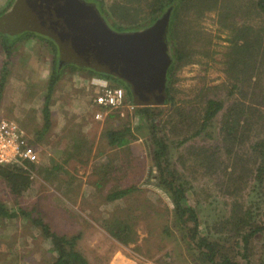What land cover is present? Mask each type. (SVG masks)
I'll return each mask as SVG.
<instances>
[{
	"label": "rangeland",
	"instance_id": "374dc122",
	"mask_svg": "<svg viewBox=\"0 0 264 264\" xmlns=\"http://www.w3.org/2000/svg\"><path fill=\"white\" fill-rule=\"evenodd\" d=\"M14 1L0 0V14ZM104 1L109 23L137 27L147 22L145 6L136 0L127 9L118 8L114 0ZM253 17L262 28L263 41L249 69L254 77L253 84L245 89V103L253 91L259 92V87L254 89L258 76L264 83V18L257 12ZM180 25L169 50L171 46L192 56H183L184 64L172 75L175 104L155 105L163 109L155 120L162 124L165 119H174L166 122L162 133H167L170 166L184 183L187 204L196 210L200 232L218 240L224 252L238 258L236 244L241 242L235 221L248 211L252 222L264 221V188L254 180L257 156L248 144L223 142L219 130L225 108L240 96L226 95L227 73L222 63L230 30L218 22L214 10L203 14L187 10ZM210 38L205 44L204 39ZM51 50L37 36L22 38L14 44L5 65L0 118L20 125L38 151L39 163L27 169L28 186L19 195L0 175V203L18 213L11 219L0 217V264H49L55 257L39 228L20 214L22 210L41 218L57 234H79L77 249L90 264H198L186 247L188 232L182 234L175 226L171 228L174 209L158 183L148 124L134 114L135 109H118L116 116L111 112L115 109L107 110L96 119L93 98L100 92V84H114L96 77H86V81L82 73L77 74L80 71H75L74 77L64 71L48 93ZM4 55L0 47V78ZM206 96L222 97V111L199 135L178 145L199 128ZM46 105L48 123L43 112ZM83 106L89 113L86 110L82 117ZM129 126L134 137L130 144L110 149L105 131ZM132 185L135 189L131 193L107 201L110 191ZM112 219L129 223L131 239L127 243L108 231L106 221ZM249 256L253 264H264L263 234L254 235Z\"/></svg>",
	"mask_w": 264,
	"mask_h": 264
},
{
	"label": "trees",
	"instance_id": "16d2710c",
	"mask_svg": "<svg viewBox=\"0 0 264 264\" xmlns=\"http://www.w3.org/2000/svg\"><path fill=\"white\" fill-rule=\"evenodd\" d=\"M96 5L101 15L106 19L107 12L105 9L104 0H85ZM135 0H114V5L118 8H126L127 5L133 4ZM138 4L145 6L147 12V22L137 27H125L117 25V23H109V25L118 30H133L141 29L151 25L158 19L162 13L170 10L169 29L167 34L168 42H171L173 34L179 30L182 20L187 14V10L203 14L206 10H214L218 13V22H221L222 27L229 29V37L226 40L229 42L227 51L223 53V66L227 73V96L239 94L235 97L231 104L225 108L221 117L220 134L222 141L231 144L234 141L246 142L252 154L257 156V163L254 168V180L262 188H264V83L258 76L254 86L259 87V92H252L248 103L245 100L248 98L246 88L253 84V75H249V69L253 68V61L262 46V28L254 19L253 14L258 13L260 18H264V0H136ZM246 3V5L244 4ZM5 11L1 12L3 14ZM0 14V15H1ZM191 35V34H190ZM32 36H37L40 40L46 42L53 53L52 70L48 80V93L53 89L60 76L69 68V64L59 66L57 61V45L50 38L36 34L34 31L26 30L17 36H12L4 31H0L1 50L4 55V65L1 70L0 78V93L4 86V76L6 73V64L10 61L12 49L20 39H29ZM196 36L194 39H196ZM193 36H190V40ZM205 44H208L211 38L204 39ZM264 54V46L262 47ZM171 63L166 72V83L164 92L166 94L162 104H175V99L171 94V85L173 83L172 75L178 66L184 64L183 56L190 55V53H181L180 49L171 48L170 46ZM264 60V58H263ZM73 67V68H72ZM76 65H71V68H76ZM98 75L105 77L113 82L115 86H122L125 91L126 98L132 102L130 92L118 80L102 74ZM263 83V84H261ZM221 91V88H214ZM253 89V90H254ZM47 96V95H46ZM46 98H49L47 96ZM203 111L201 115V122L199 128L192 131L186 137H183L177 142L178 145L186 143L189 139L199 135L204 129L208 127L209 122L220 112L224 107L222 97L215 98L206 96L203 101ZM247 109V110H245ZM163 109L158 106H137L135 105L134 114L139 115L140 118L148 124L150 129V143L152 147V157L158 171V183L169 197L170 203L174 209L171 228L175 226L182 234L188 232L187 241L188 249L193 253L194 260L198 264H253L249 256V246L254 238V235H264V221L262 223L252 222L253 217L249 215V211L239 216L236 221L237 235L240 237V242H237L235 256L232 257L222 250V244L218 240H211L206 235L200 232L198 225V217L193 206L187 204V192L184 183L179 181V175L175 168L170 166L169 161V143L166 131V122L173 120H166L165 123H156V118L161 116ZM46 123H48L47 105L43 108ZM248 112V113H247ZM248 114L244 119L242 117ZM116 116L118 113L113 112ZM242 123V125H241ZM140 128L139 126L137 127ZM133 128L129 127L120 129H107L105 136L108 139V144L113 146H125L129 144L134 138L132 135ZM207 135V134H206ZM36 162H25L24 165L11 164L0 165V175L5 178L13 192L19 195L23 188L28 186V175L26 172L28 168L38 164ZM5 166V167H4ZM28 169V170H27ZM135 186H128L118 188L110 191L106 195L107 201H115L123 198L125 195L131 193ZM21 215H24L32 223V225L39 228L40 233L51 245V251L55 253L53 261L49 264H90L87 258L77 249L78 235L67 237L66 235L57 234L52 231L50 226L37 216H32L30 212L22 210ZM18 216V213L13 209L0 203V217L3 219H11ZM108 231L117 238L120 242L127 243L130 237V225L126 221L112 219L106 221Z\"/></svg>",
	"mask_w": 264,
	"mask_h": 264
},
{
	"label": "water",
	"instance_id": "95a60500",
	"mask_svg": "<svg viewBox=\"0 0 264 264\" xmlns=\"http://www.w3.org/2000/svg\"><path fill=\"white\" fill-rule=\"evenodd\" d=\"M170 10L138 30L113 29L85 0H15L0 15L12 36L31 30L54 40L58 65L74 63L122 81L137 106L161 105L172 61L167 39Z\"/></svg>",
	"mask_w": 264,
	"mask_h": 264
},
{
	"label": "built area",
	"instance_id": "2783aa9c",
	"mask_svg": "<svg viewBox=\"0 0 264 264\" xmlns=\"http://www.w3.org/2000/svg\"><path fill=\"white\" fill-rule=\"evenodd\" d=\"M100 92L93 98L98 107L111 109H126L132 111L135 104L126 98L122 86L100 84ZM102 112H95V118L100 119ZM38 161V151L30 143L24 130L13 120L0 118V165L18 164Z\"/></svg>",
	"mask_w": 264,
	"mask_h": 264
},
{
	"label": "flooded vegetation",
	"instance_id": "af4514ba",
	"mask_svg": "<svg viewBox=\"0 0 264 264\" xmlns=\"http://www.w3.org/2000/svg\"><path fill=\"white\" fill-rule=\"evenodd\" d=\"M108 23V22H107ZM109 24V23H108ZM114 29V28H113ZM116 30V29H115ZM45 37V36H44ZM49 38V37H48ZM51 39V38H50ZM52 40V39H51ZM53 42H54V40H52ZM57 53H58V49H57ZM57 58H58V54H57ZM66 64H69V68H71V65H73L74 63H66ZM62 65H64V64H62ZM74 65H76V64H74ZM61 66V65H60ZM77 67L75 68V69H78L77 71H83L87 76H89V77H96V78H99V79H104L105 81H109L108 79H106L105 77H102V76H100V75H98V73L99 72H97L96 70H94V69H91V68H85V67H82V66H78V65H76ZM73 68V67H72ZM99 74H101V73H99ZM102 75H104V74H102ZM105 76H107V75H105ZM108 77H112V76H108ZM112 78H114V77H112ZM114 79H116V80H118L120 83H122L125 87H127L122 81H120L119 79H117V78H114ZM110 83H113V82H111V81H109Z\"/></svg>",
	"mask_w": 264,
	"mask_h": 264
},
{
	"label": "crops",
	"instance_id": "0c3cea01",
	"mask_svg": "<svg viewBox=\"0 0 264 264\" xmlns=\"http://www.w3.org/2000/svg\"><path fill=\"white\" fill-rule=\"evenodd\" d=\"M78 69H72V68H67L66 69V71H69V72H71L72 73V75H73V77L75 76V71H77ZM78 73H82L83 75H81L82 76V78H84L85 80H86V77L88 78L89 76H87L83 71H80V72H77V74ZM92 78V77H91ZM87 81V80H86ZM61 82V81H60ZM59 82V83H60ZM95 105V104H94ZM84 107V111H83V114H82V117H83V115H84V113H85V111L86 110H88V113H89V109H87V107H85V106H83ZM95 107H97V110H96V112H98V110H99V112H105V108H103V107H98V106H96L95 105ZM118 109H115V110H111V112L113 113V112H115V111H117ZM85 118H87V117H85ZM81 120L82 121H84L83 120V118H81ZM16 122V121H15ZM25 132V131H24ZM26 133V132H25ZM104 138H105V140H106V143H107V145L110 147V149H113V148H121V147H119V146H116V145H113V146H111V145H109L108 144V139H107V137L104 135ZM130 144V143H129ZM123 147V146H122ZM68 158H69V156H68Z\"/></svg>",
	"mask_w": 264,
	"mask_h": 264
},
{
	"label": "clouds",
	"instance_id": "9594fccd",
	"mask_svg": "<svg viewBox=\"0 0 264 264\" xmlns=\"http://www.w3.org/2000/svg\"><path fill=\"white\" fill-rule=\"evenodd\" d=\"M20 126V125H19Z\"/></svg>",
	"mask_w": 264,
	"mask_h": 264
}]
</instances>
